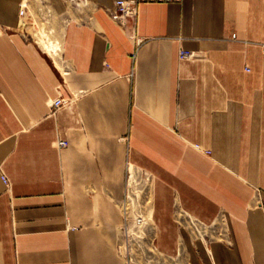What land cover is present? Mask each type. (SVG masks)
Wrapping results in <instances>:
<instances>
[{
    "label": "crops",
    "instance_id": "1",
    "mask_svg": "<svg viewBox=\"0 0 264 264\" xmlns=\"http://www.w3.org/2000/svg\"><path fill=\"white\" fill-rule=\"evenodd\" d=\"M48 1L57 54L0 34V264H126L130 168L167 257L264 264V0L144 2L134 35L115 0Z\"/></svg>",
    "mask_w": 264,
    "mask_h": 264
},
{
    "label": "rangeland",
    "instance_id": "2",
    "mask_svg": "<svg viewBox=\"0 0 264 264\" xmlns=\"http://www.w3.org/2000/svg\"><path fill=\"white\" fill-rule=\"evenodd\" d=\"M22 6H25L24 8H26V14L20 16L19 12ZM47 6L50 7L48 0H20L18 5L19 10L17 27L15 28L7 24L0 23V34L10 35L12 32L19 31L26 34L31 40L38 42L40 35H42V32L47 33L49 31H52L51 27H54L61 22L60 18L55 16L52 12V8L50 7L51 10L49 11ZM50 41L51 38L47 39V43H49ZM56 45L58 46V44ZM58 47L60 48V46ZM132 170L135 171V173L138 175L136 177H138L139 179L141 178V180H138L137 185H135L133 189H130V187L128 186V197L126 199V203H128L127 211H129V214L126 218L125 224L120 230L121 241L119 246L120 253L125 258V263L183 264L179 258H171V256L167 257L165 253L156 245V230L152 213L147 226L142 228L141 226L143 225V222H141L140 224L136 223V219H138L140 215V210H144L143 208H145L146 206L150 208L151 179L149 172L143 169L130 168V176L132 174ZM0 173L1 176H6L2 167H0ZM130 176L128 178V185ZM142 180H145L148 186V192L145 199L142 198L141 195L142 191L146 188H144ZM6 185L8 188H10L11 183L8 182V184ZM130 190L133 193H131ZM263 196L264 195H260L259 190H256L253 197V202L257 205L264 206V199H262Z\"/></svg>",
    "mask_w": 264,
    "mask_h": 264
},
{
    "label": "built area",
    "instance_id": "3",
    "mask_svg": "<svg viewBox=\"0 0 264 264\" xmlns=\"http://www.w3.org/2000/svg\"><path fill=\"white\" fill-rule=\"evenodd\" d=\"M181 0H115L114 7L109 10L112 20H114L122 29L130 30L131 34L134 35V28L129 25L130 20H134L139 11V5L144 2H163V3H176ZM22 6L20 9V16L26 14V8ZM143 43V39L135 36V44L139 47ZM262 51L264 53V44L262 45ZM191 56L190 52L186 50H180V59H186ZM71 104L70 100L62 97L55 98L51 103L52 113L57 112L62 107L69 106ZM59 146L64 148L67 146L65 140L59 142ZM4 183L8 184V179L6 176H2ZM264 199V196L262 197Z\"/></svg>",
    "mask_w": 264,
    "mask_h": 264
},
{
    "label": "bare ground",
    "instance_id": "4",
    "mask_svg": "<svg viewBox=\"0 0 264 264\" xmlns=\"http://www.w3.org/2000/svg\"><path fill=\"white\" fill-rule=\"evenodd\" d=\"M40 32V31H39ZM52 32V31H51ZM41 33V32H40ZM46 34L47 33H45V32H42V35H40V40L42 41V40H44V41H46V39H50L51 37H49V36H46ZM39 37V36H38ZM47 37V38H46ZM53 44V41H52V39H51V41L48 43V44H46V45H44V47H45V50L50 54V55H55V54H57L58 53V49H59V47L57 46V45H55V47H53L54 45H52ZM49 45V46H48ZM138 180H141V178L139 179L138 177H136V175L135 174H133V175H131V177H130V179H129V187H130V189H133V187L135 186V185H137V183H138ZM143 182H142V184L144 185V190L142 191V198H146V194H147V192H148V186H147V182L145 181V180H142ZM148 185H149V183H148ZM131 191V190H130ZM131 193H133L132 191H131ZM135 194V193H134ZM133 194V195H134ZM137 195V194H136ZM136 197V196H135ZM143 202V201H142ZM144 210H140V215H139V218L138 219H136V223L137 224H140L141 222H143L142 224V228L143 227H145V226H147L148 225V221L150 220V216H151V214H150V209H149V207L148 206H146L145 208H143Z\"/></svg>",
    "mask_w": 264,
    "mask_h": 264
}]
</instances>
